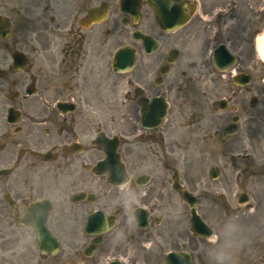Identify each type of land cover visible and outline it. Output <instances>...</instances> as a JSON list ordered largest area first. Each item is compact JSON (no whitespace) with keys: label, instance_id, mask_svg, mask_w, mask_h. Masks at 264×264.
<instances>
[{"label":"flooded vegetation","instance_id":"obj_1","mask_svg":"<svg viewBox=\"0 0 264 264\" xmlns=\"http://www.w3.org/2000/svg\"><path fill=\"white\" fill-rule=\"evenodd\" d=\"M155 2L156 12L150 0H0V14L10 21L0 33V234L13 226L32 242L33 229L9 215L50 198L48 225L75 253L88 245L77 230L90 214L115 216L90 264H100L108 251L128 264L152 263L153 254L158 264L165 242L199 251L203 238L154 212L172 195L168 172L178 157L193 156L206 132L223 144V255L211 260L205 249L194 262L264 264V160L253 156L261 151L264 159V59L256 42L264 30V0ZM214 49L221 64L210 59ZM241 72L251 74L245 87L234 82ZM156 97L160 124L147 129L142 103ZM221 101L225 109L219 110ZM229 126L237 132L226 134ZM229 140L239 152L228 162ZM155 142L158 174L140 184L146 166L140 147ZM116 143L130 173L120 186L93 171L107 156L104 146ZM241 192L249 203L238 212L233 204ZM139 206L148 210L145 228L133 216ZM65 257L71 263L74 255Z\"/></svg>","mask_w":264,"mask_h":264},{"label":"rangeland","instance_id":"obj_2","mask_svg":"<svg viewBox=\"0 0 264 264\" xmlns=\"http://www.w3.org/2000/svg\"><path fill=\"white\" fill-rule=\"evenodd\" d=\"M41 4H44L42 2ZM11 6V5H10ZM217 78V74H211V77ZM212 97L214 98L215 96L212 94ZM214 141V142H213ZM209 144V147L211 150H216L220 151V148L222 146L221 141L215 138L214 140H211ZM234 143H232L230 140L225 143V151H226V158L228 160L229 155L232 152H238L239 149L234 150ZM141 151L144 152V157L146 167L145 169H150L154 173L158 171V151L151 147L148 144H143L140 147ZM261 155V154H260ZM143 159V160H144ZM260 160V157H259ZM216 161V160H214ZM262 161V160H260ZM214 163L212 160H208L202 166V163H198L194 166H190L187 169V172H185V175H187L190 179L195 178L197 181H192V185L195 188H201V185L203 186L204 184L211 186V191H212V199H210L208 202L205 199H202L203 203L200 204V212L201 213H207L210 217V223L212 226L215 228L216 235L207 242H200V250L202 251L203 249H206V255L210 257L211 259H216V260H221V256L223 255V247L220 245V233H219V210H220V200L218 198V191L220 187V178L216 180H212L209 176V169L211 167V164ZM199 165V166H197ZM207 165V166H206ZM210 165V166H209ZM187 168V167H186ZM179 170H181V173L184 172L185 168L184 167H179ZM173 199V198H172ZM181 199L174 198L173 203L177 207H181ZM207 205V206H206ZM177 216V214H165L163 215L164 218L166 219H173ZM262 217V216H261ZM180 220L183 219V226L188 224V217L187 215H182V218H178ZM181 229V228H180ZM182 231V230H181ZM12 234L10 231L9 234ZM5 235L0 234V264H66L63 260L61 255H63V251H61L55 255H47L43 256L39 250L36 247V242L34 241V244H29L26 245L21 242L19 244H13L11 242L4 243L1 241V238H4ZM64 237V236H63ZM171 245H165L163 246L161 250V255L158 256V264H164V255L166 254L165 251L167 252L170 249ZM242 247H238V249H241ZM249 250V249H248ZM64 254H66L64 252ZM150 256V257H149ZM108 258V257H107ZM149 260L154 261V255H148ZM92 259L87 260V264H90L89 261ZM77 261V257H76ZM71 264H78L77 262H73ZM82 264V263H81Z\"/></svg>","mask_w":264,"mask_h":264},{"label":"water","instance_id":"obj_3","mask_svg":"<svg viewBox=\"0 0 264 264\" xmlns=\"http://www.w3.org/2000/svg\"><path fill=\"white\" fill-rule=\"evenodd\" d=\"M42 219L43 218L41 217L40 218V223H41ZM37 232H38V240L40 241V244H41L42 247H45V245L47 244V242H46L47 240H49L51 242L50 238H52V236L49 234V232L47 231V229L45 227H42L41 229H38ZM49 241H48V244H50ZM54 242H55V240H54ZM51 244H52V247H53L51 249H52V251H54L57 248V247H55L56 242H55V245L52 242H51ZM168 264H178V263L175 262V260L173 258L171 259V257H170Z\"/></svg>","mask_w":264,"mask_h":264},{"label":"bare ground","instance_id":"obj_4","mask_svg":"<svg viewBox=\"0 0 264 264\" xmlns=\"http://www.w3.org/2000/svg\"><path fill=\"white\" fill-rule=\"evenodd\" d=\"M258 48L264 55V34L258 37Z\"/></svg>","mask_w":264,"mask_h":264}]
</instances>
